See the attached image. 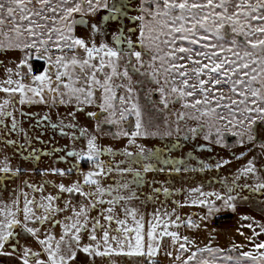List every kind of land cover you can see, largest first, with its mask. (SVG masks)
<instances>
[{
	"label": "snow or ice",
	"instance_id": "6c2138e0",
	"mask_svg": "<svg viewBox=\"0 0 264 264\" xmlns=\"http://www.w3.org/2000/svg\"><path fill=\"white\" fill-rule=\"evenodd\" d=\"M130 7L128 0H111V3L109 0H0V53H22L15 68L0 61L5 74V78L0 79V92L6 94L0 98V129L4 130L0 132V139L13 144L15 141L7 140V135L23 131L16 118L17 112L29 119L35 115L18 109L17 105L71 107L75 102L76 111H84L81 105L96 103L99 94L97 107L108 115L101 121L98 113H86L98 121L96 131L103 132V125H117L128 116H134L133 131L122 128L113 136L128 137L129 144L136 145L137 137L155 133H149L143 127L132 73L147 77L149 83L157 86L155 92L160 106L154 107V111H171V105H180L182 111L175 113L177 132L181 122L194 120L198 122L197 126L188 129V134L193 137L204 132L206 141L222 147H230L226 137H236L235 144H252L249 152L258 147L264 154V140L258 139L264 129V0H140L136 9L140 14L131 17L133 21L140 22L139 26L128 29L126 33V26L120 21L127 18ZM102 10L105 15L99 23L87 19ZM112 23H116L117 28L109 32L107 25ZM78 26L87 28V37L76 34ZM137 32L139 35L134 41L132 36ZM137 46L141 51H136ZM145 54L149 55L147 62L143 60ZM122 61L125 63L121 70ZM33 62H43L45 66L37 70ZM141 69L147 71L142 72ZM25 79L29 82L24 83ZM116 79L127 80L128 83L116 84ZM136 84L140 85L141 81H136ZM119 89H123L126 95H118ZM146 99L154 104L150 94ZM67 115L73 121L77 119L75 111ZM43 119L48 120L49 117ZM6 121H10V126ZM51 126L61 128L63 135H68L63 128L78 129L79 136L73 133V141L87 138L86 149L77 151L73 147L59 158L75 157L76 163L67 170L51 169L59 176L75 171L83 179L70 185H54L55 195H45L43 185L26 183L25 187L32 189L31 197L28 192L20 190L10 202L0 200V255L16 257L20 264H73L79 253L86 254L91 262L98 256L125 255L144 258L146 264H157L154 258L160 252L159 241L168 236L172 239L173 248L176 244L179 248L175 256L172 251L165 254L179 264H216L218 259L228 264H264V251H261L264 242L252 241L254 251H241L236 257H217L216 253L222 250L209 246L192 251L189 245L194 241L187 236L181 237L178 232L168 231L170 226H181L180 217L177 216L175 221H162L159 209L152 214L155 223H150L149 241L145 243L143 216L138 219V210L129 206L131 201L139 199L132 185L144 183L141 172L131 166L121 168L119 164L101 160L105 152L113 156L116 153L112 148H102L97 143V135L78 128V123L64 124L60 120ZM188 138L186 134L185 139ZM138 147V154L127 150L121 154L134 157L133 163L155 155L146 154L142 146ZM198 147L205 149L206 146ZM246 155L247 152L241 153L235 158L242 159ZM33 158L39 160L38 155L33 154ZM80 162L89 163L90 170L81 171L77 166ZM228 163V160L219 161L215 167ZM0 164L3 165L0 166V186L22 171L19 168L12 170L7 158ZM205 167L211 165L202 163L201 171ZM152 170V164L143 166L144 172ZM114 171L122 177L132 173V180L105 186L104 178ZM262 172L264 165L257 167V157L253 156L238 169L235 179L227 187V196L203 193L199 188L192 191L203 197L215 196L223 201L224 207L234 209L233 201L248 198L232 195L237 189L264 195V179H260ZM241 177H256L257 182L238 183ZM161 191L168 195L170 190L156 188L145 199L154 201ZM35 193H40L39 199ZM78 196L82 199H77ZM191 203L207 205L208 216L220 210L214 201L206 199H193ZM65 212L69 215L64 216ZM93 212L95 216L91 215ZM172 214L164 212L165 216ZM61 216L63 219L57 218ZM129 218L134 227L128 225ZM161 224L163 230L158 233L157 228ZM184 225L199 227L191 218ZM58 226L61 235L56 239L53 229ZM22 235L32 237L41 246V251L21 245ZM84 235L90 243L82 244ZM6 245L10 251L6 250ZM238 247L233 245L234 250ZM183 253L189 254L184 258ZM203 253H208L211 258H203ZM44 255L46 260L41 258ZM198 255L200 259H197Z\"/></svg>",
	"mask_w": 264,
	"mask_h": 264
},
{
	"label": "rangeland",
	"instance_id": "374dc122",
	"mask_svg": "<svg viewBox=\"0 0 264 264\" xmlns=\"http://www.w3.org/2000/svg\"><path fill=\"white\" fill-rule=\"evenodd\" d=\"M137 0L130 1L136 2ZM140 2V0H138ZM138 2V5H139ZM111 3V0H109ZM132 4L133 8L135 4ZM136 5V7H138ZM135 9L130 10V17H134L139 15V12H135ZM105 15V11L98 12L95 16H89L87 19L93 23H99L101 18ZM130 22V21H129ZM135 23V22H134ZM134 23L129 24V28L131 26H135ZM140 23V22H136ZM110 31H114L117 28L116 23H112L108 25ZM107 28V30H108ZM77 35L87 37L88 31L85 27H77ZM139 35V33L137 34ZM132 39L135 41L136 37L132 36ZM99 40V38H98ZM110 41V38H109ZM122 47H126L123 45ZM138 51H141L139 46H137ZM22 53L20 51H7L0 53V60L7 67L15 68L16 64L19 63ZM144 61L149 60V55L145 54L143 56ZM33 62V66H34ZM125 61L121 62V70L123 69ZM133 63L135 60L133 59ZM143 71H147V69H142ZM148 79L145 76H140ZM5 74L4 70L0 68V79H4ZM15 79V77H13ZM132 79V84L133 83ZM29 81L25 79L24 83H28ZM116 84L123 83L122 80L116 79L114 81ZM128 81L124 82L127 84ZM157 86L153 84V90L155 92V88ZM156 93V92H155ZM157 94V93H156ZM5 93L0 92V98L5 97ZM118 95H126L123 89L118 90ZM158 95V94H157ZM19 99V96L16 97ZM45 99H48L45 96ZM100 102L99 94H97L96 103L90 105H81L82 108L91 110ZM159 96L158 100L154 107H159ZM28 108V113H32L33 111L39 112L42 110L41 114H47L49 123L58 124L60 120L64 121V124L71 123L68 118L64 115L57 116L59 114L51 115L53 109L59 108V112L61 114L67 115L70 111L76 112L75 102L73 105H53L49 107L45 104H33V105H17V108ZM37 108V109H36ZM171 111L167 109L162 113L154 111V126H148V124H144L143 127L147 129L149 133H155V135H147V136H139L136 138V145L129 144V138L121 136L119 138H114L113 133L119 132L122 128L131 132L134 130L132 127V121H129L132 116H128L126 120L120 121L117 125H109L113 127L104 128L103 132L96 131V124L98 121H94L96 119L92 118V121L85 118L81 112L77 113V119L75 123H78V128L87 129L89 133L95 134L98 137L97 143L102 148H112L116 155H112L108 152H105L104 155H107L106 161L107 163L119 164L121 168H126L131 166L134 169H137L141 172L144 177V183L142 185H132V187L136 190L139 199L133 200L130 202L129 206L134 207L138 210V219L139 216H143V233L145 243L149 241L148 231L150 229V223H155L153 220V213L156 212L157 209L160 210V219L162 221L172 220L175 221L177 216L180 217V227L170 226L168 231L178 232L181 237L187 236L190 241H194L195 243L189 245L192 251H196L197 248H203L205 246L212 247L213 249H218L222 251H218L216 253L217 257L223 256H233L236 257L239 255L241 251H254V244L252 241L256 243L264 242V229L261 226H264V195L259 193H250L247 190L241 192L240 189H237L232 193V195H240L244 197H248L247 199H240L233 201L235 207L228 208L224 207L222 200H217L215 196L203 197L199 192H193L192 189L199 188L203 193H211L215 192L221 196H227V187L231 185L232 181L235 179L238 174V169L242 168L249 159L253 156L257 157V167L264 165V154H262V150L258 147L254 148L253 151L249 152V148H253L252 144H245L240 146L235 144V141L232 143H228L230 147H222L219 144H212L209 141L204 139V132H201L199 135L192 136L188 134V129L191 127L197 126V121L186 119L180 123L179 128L180 131H176V116L175 113L177 111H182L179 104H174L170 106ZM97 111L92 109L91 112ZM50 113V115H49ZM108 115V114H106ZM34 116V115H33ZM100 117L102 115H99ZM52 117V118H51ZM16 118L19 121V112L16 114ZM119 119V117H116ZM94 119V120H93ZM104 118H101V121ZM31 119L26 118V120H22L20 131L21 136L23 134L27 135L30 138L29 128L31 125ZM151 122V121H150ZM59 128V127H58ZM61 131V128H59ZM69 128H63V132L68 133ZM71 134L75 133V135L79 136L78 129L70 128ZM14 133V132H13ZM169 133H171L169 135ZM189 135L188 139H185V136ZM231 137V136H230ZM20 138V136H19ZM85 138V137H84ZM258 139L264 140V129L260 131ZM73 145V140L71 138H65V140H61L58 146L65 151L60 153L62 156H65V152L68 150L79 151L81 149H86L87 138L82 139L78 144ZM84 142V143H83ZM48 144V142H47ZM54 147V145L49 144ZM198 145H205V149H198ZM20 143L8 144L4 139H0V162L5 161L7 158V162L12 170L17 168L22 171L18 176L12 177L11 179L4 181V186H0V200L10 202L16 195H18L20 190L26 191L29 193L31 197L33 195L32 189L25 187L27 184H36L43 185L46 189L45 195L51 193L53 195L56 194V189L54 185L59 183H64L65 185H70L72 182L76 180L82 181V176H80L77 172H73L70 175L65 176H56L51 172V169H64L67 170L69 167L66 163L56 162L47 163L45 157L39 163L33 158V153L30 151H34L37 153V148H33L32 146L25 145V147H21ZM142 146L145 153H155V155L151 156L149 159H143L144 163H141L139 167H137L136 163H132L129 159L126 163H121L125 160H119L118 155H122L121 153L127 150L128 152H132L133 154H138L140 152V147ZM50 150L53 148L49 147ZM118 148V149H117ZM117 151V152H116ZM247 152V155L242 159H236L235 156H239L241 153ZM60 154V155H61ZM109 154V157H108ZM235 154V155H233ZM123 156V155H122ZM103 160V159H102ZM228 160L230 163L223 165L220 168H216L215 165L219 161ZM67 162H72L73 165L76 163V158L66 157ZM165 161H169L170 163H165ZM153 165V170L144 172L143 166L145 164ZM211 165V167H205L203 171H201V165ZM0 166H3L0 164ZM67 166V167H66ZM80 167L79 164L77 165ZM134 166V167H133ZM137 167V168H135ZM80 169V168H79ZM160 169H163L161 171ZM179 169V171H177ZM90 170V165L89 169ZM88 170H81L83 172H87ZM40 172H44L45 175H39ZM11 176V173H9ZM42 177V178H39ZM116 178L119 179L117 181H131L132 173H126L123 177L118 172H113L105 179L106 185L113 184ZM107 179V180H106ZM260 179H264V172L260 173ZM256 177H241L238 183H256ZM156 188H168L169 194L165 195L163 191L156 195V199L153 201L151 199H145L146 196H151L153 190ZM15 189V192L13 191ZM88 190L87 188L85 189ZM36 199H39L40 193H35ZM68 196L65 194V199ZM77 199H82V197H77ZM193 199H206L210 201H214L215 207L219 208V211H213L211 216H208V206L200 205V204H192L191 201ZM21 207L23 206V197H20ZM75 202V201H74ZM182 205V206H180ZM106 206V205H105ZM174 213L170 217L165 216L164 212ZM117 212L120 213V209H117ZM64 216L69 215V213L65 212ZM91 215L95 216L96 213L93 212ZM123 214L121 213V216ZM208 216L207 219H202V217ZM244 217H248L245 219ZM58 219H63V217H57ZM191 218L195 223L199 224L198 228L188 227L184 225V222ZM128 225L130 227H134L133 221L131 218L128 219ZM251 225V227H249ZM45 227H48L47 225ZM113 228L116 227L115 224L112 225ZM163 230V224L157 228V232H161ZM19 231V229H17ZM56 239H59L61 235V228L58 226L53 229ZM255 233H261V235L257 236ZM115 234V233H113ZM98 236L100 233L97 234ZM43 238V237H41ZM249 238H252L250 241ZM183 242V241H181ZM90 241L87 238V235L83 236L82 244H88ZM160 243V252L154 258L157 261V264H179V262H174L172 257H169L165 253L167 251H172L173 256L177 254L176 249L179 248V244L175 245V249L173 248L171 237L164 236ZM20 244L26 245L32 248L34 251H41V246L30 236L22 235L20 237ZM233 245L240 246L237 249H233ZM6 250L10 251V247L8 245L5 246ZM22 251V249H21ZM261 251H264L262 249ZM189 253H183L184 258L187 257ZM255 254V253H254ZM203 258L210 259L208 253L202 254ZM42 259H47V256L44 255L41 257ZM201 256L198 255L197 259H200ZM0 264H20V261L16 257H9L0 255ZM73 264H146L144 258H137L135 256L129 257L125 255H112L110 257H95L94 262L89 260V257L84 253H79L77 255V259L73 262ZM216 264H228V262L223 259H218ZM246 264H250V262H246Z\"/></svg>",
	"mask_w": 264,
	"mask_h": 264
},
{
	"label": "flooded vegetation",
	"instance_id": "af4514ba",
	"mask_svg": "<svg viewBox=\"0 0 264 264\" xmlns=\"http://www.w3.org/2000/svg\"><path fill=\"white\" fill-rule=\"evenodd\" d=\"M130 1H132V0H128V2L131 4V2ZM138 0L134 3V2H132V4L134 3L135 4V6L132 8V7H130L129 8V10H128V13H127V18H125V19H122L121 21H120V23L122 24V25H125L126 27H125V32L127 33V31H128V29H137L138 28V26H139V24L138 23H136L137 21H133L132 19H131V17L129 16L130 15V10L132 11V9H135V7H136V5H138ZM140 3V2H139ZM131 4V5H132ZM136 9H137V7H136ZM135 12H137V11H135ZM130 21V22H129ZM135 22V23H134ZM130 23H134L135 24V26L133 25V26H131L130 28H129V24ZM107 28H108V25H107ZM108 31L109 32H111L110 31V29L108 28ZM138 34V32L136 33V35H134V37H136V36H138L137 35ZM109 42H111V41H109ZM136 51H138V48H136ZM1 61V60H0ZM44 64H43V62H36V63H34V68L35 69H37V70H40V69H42V68H44ZM142 70V69H141ZM130 75H132V79L134 80L133 81V86L135 87V89H136V93H137V95H138V103H139V105H140V107H141V110H142V117H141V119H142V124L144 125V124H148V126H154V106H155V104H156V101L158 100V95L154 92V90H153V84L152 83H149L148 82V79L146 80L145 78H143V77H140L141 75H136V74H132V73H130ZM127 80H123L122 82L124 83V82H126ZM136 81H141V84L140 85H137L136 84ZM151 95V100L154 102V104L153 103H150L149 101H148V99H146V97L148 96V95ZM134 100H136V97H134ZM20 109L22 110V111H24V112H27L28 113V108H21L20 107ZM37 109V108H36ZM84 109V108H83ZM92 109H95V110H97V111H94V112H96V113H98L99 115H102L101 117H100V120H101V118H105L107 115V113H103V112H101V110L97 107V106H95L94 108H92ZM91 109V110H92ZM59 108H56V109H53L52 110V112H51V115H53V114H59V115H57V116H60V115H64L66 118H68V120L71 122V123H75V121H73L72 120V118L71 117H69L68 115H65V114H61V112H63V111H61V112H59ZM91 110H86V109H84V111H76L77 113H79V112H81L83 115H85V118H87L88 120H90V121H92V118H90V117H88L87 115H86V113L87 112H91ZM35 112L36 111H33L32 113L33 114H35ZM43 111L42 110H40L39 112H37V114H35L34 116H32V118H31V125H30V128H29V131H31L30 132V138H28V134L27 135H25V134H23V136H21V134H20V131H16V132H11V133H9L8 135H7V137H6V139L7 140H11V141H15V142H17V143H20L21 145H23L24 147H25V145L27 144V145H29V146H32L33 148H37L38 150H37V153H35L34 151H30V153H33V154H35V155H38L39 156V160L37 161L38 163L40 162V161H42V159H44L45 157H48L47 159H46V161H47V163H50L49 161H51V162H56V164H59V163H66L69 167H71L72 166V162H67V161H65V160H60L59 158L60 157H62V154L60 153V149H62V148H60L59 146H58V144L60 143V141L61 140H65V138H71L72 137V134H71V131H70V128H69V130H68V135H63L62 133H61V131H60V129L57 127V128H53L51 125L52 124H54V123H49V121L48 120H44L43 119V117H45V115H47V114H41ZM49 115H50V113H49ZM76 117H77V115H76ZM26 118L27 117H22V116H20L19 115V121L20 122H22V120L24 119V120H26ZM52 118V117H51ZM94 120V119H93ZM94 121H97V120H94ZM129 121H132V123L131 124H133L132 125V127H134V125H135V117L134 116H132V118L129 120ZM151 121V122H150ZM6 124H8L9 126H10V121H6ZM20 127H21V123H20ZM103 127L104 128H110V129H113V127L112 126H110L109 127V125H103ZM2 131H4L3 129H0V132H2ZM19 136H20V138H19ZM37 138H39V139H37ZM86 138V137H85ZM84 137H82V138H80V139H78V144L81 142V140L82 139H85ZM230 139H231V137L230 136H228V137H226V140H227V142L230 144V143H232V142H229L230 141ZM235 137H234V141H235ZM233 141V142H234ZM47 142H48V144H47ZM84 143V142H83ZM49 144H52V145H54V147L53 146H51V145H49ZM74 144H77L76 143V141H73V145ZM48 146L49 147H51V148H53V150H50L49 148H48ZM198 146H200V145H198ZM118 149V148H117ZM198 149H199V147H198ZM61 152H63V151H61ZM117 152V151H116ZM61 154V155H60ZM135 155V154H134ZM108 157H109V154H108ZM69 158H72V157H69ZM100 159H101V157H100ZM103 159V161H108V160H106V159H108L107 158V155H104V157L102 158ZM101 159V160H102ZM118 159L119 160H125L126 162H128L129 161V159H130V161L133 163V159H134V157H127V156H125V155H118ZM83 162H80L79 163V168H80V170H81V164H82ZM141 163H144L143 162V159H141V161L139 162V163H136L137 164V167H139L140 166V164ZM152 164V163H151ZM67 167V166H66ZM69 167H67V168H69ZM134 167V166H133ZM137 167H135V168H137ZM39 175H42V172H40V174ZM43 175H45V174H43ZM39 178H42V177H39ZM112 179H115V182L117 181V180H119V179H116V178H112ZM107 180V179H106Z\"/></svg>",
	"mask_w": 264,
	"mask_h": 264
},
{
	"label": "trees",
	"instance_id": "16d2710c",
	"mask_svg": "<svg viewBox=\"0 0 264 264\" xmlns=\"http://www.w3.org/2000/svg\"><path fill=\"white\" fill-rule=\"evenodd\" d=\"M89 163H87V162H83L82 164H81V170H88L89 169ZM72 175V174H71ZM56 176H58V175H56ZM103 183H104V185H106V182H105V179L103 180Z\"/></svg>",
	"mask_w": 264,
	"mask_h": 264
},
{
	"label": "water",
	"instance_id": "95a60500",
	"mask_svg": "<svg viewBox=\"0 0 264 264\" xmlns=\"http://www.w3.org/2000/svg\"><path fill=\"white\" fill-rule=\"evenodd\" d=\"M234 141V137H231L230 141L229 142H233Z\"/></svg>",
	"mask_w": 264,
	"mask_h": 264
}]
</instances>
